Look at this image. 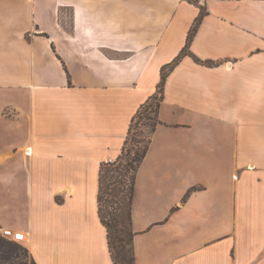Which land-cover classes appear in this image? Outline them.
<instances>
[{
	"label": "crops",
	"instance_id": "crops-1",
	"mask_svg": "<svg viewBox=\"0 0 264 264\" xmlns=\"http://www.w3.org/2000/svg\"><path fill=\"white\" fill-rule=\"evenodd\" d=\"M202 9L136 175V264H264V0H0V229L37 264H114L101 165Z\"/></svg>",
	"mask_w": 264,
	"mask_h": 264
},
{
	"label": "trees",
	"instance_id": "trees-1",
	"mask_svg": "<svg viewBox=\"0 0 264 264\" xmlns=\"http://www.w3.org/2000/svg\"><path fill=\"white\" fill-rule=\"evenodd\" d=\"M204 16L205 11L202 9L179 56L162 68L157 93L144 103L134 116L122 154L118 159L101 165L99 216L108 232V244L114 264H136L134 250L136 233L132 228L136 175L147 156L152 134L162 124L159 111L164 101L168 75L182 58L188 55L193 56L190 53V47ZM195 59L200 62L196 57ZM145 131H149L148 137L144 136ZM20 250H24L30 256L27 249L18 242L9 241L0 235V264H29L21 260ZM30 259V264H37L31 256Z\"/></svg>",
	"mask_w": 264,
	"mask_h": 264
},
{
	"label": "built area",
	"instance_id": "built-area-1",
	"mask_svg": "<svg viewBox=\"0 0 264 264\" xmlns=\"http://www.w3.org/2000/svg\"><path fill=\"white\" fill-rule=\"evenodd\" d=\"M0 235L9 240V241H15V242H20L24 239L25 234L23 232H15L11 229H0Z\"/></svg>",
	"mask_w": 264,
	"mask_h": 264
},
{
	"label": "rangeland",
	"instance_id": "rangeland-1",
	"mask_svg": "<svg viewBox=\"0 0 264 264\" xmlns=\"http://www.w3.org/2000/svg\"><path fill=\"white\" fill-rule=\"evenodd\" d=\"M144 136L148 137L149 136V131H145ZM105 209H106V204H105ZM19 255H20V258H21L22 261L27 262V263L30 264L31 259H30V256L28 255L27 252H25L24 250H20L19 251Z\"/></svg>",
	"mask_w": 264,
	"mask_h": 264
}]
</instances>
